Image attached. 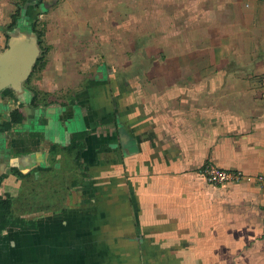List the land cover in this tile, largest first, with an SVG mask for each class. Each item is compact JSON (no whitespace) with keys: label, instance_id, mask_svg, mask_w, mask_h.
<instances>
[{"label":"crops","instance_id":"1","mask_svg":"<svg viewBox=\"0 0 264 264\" xmlns=\"http://www.w3.org/2000/svg\"><path fill=\"white\" fill-rule=\"evenodd\" d=\"M17 1L45 107L0 97V264H264V0Z\"/></svg>","mask_w":264,"mask_h":264},{"label":"water","instance_id":"2","mask_svg":"<svg viewBox=\"0 0 264 264\" xmlns=\"http://www.w3.org/2000/svg\"><path fill=\"white\" fill-rule=\"evenodd\" d=\"M38 50L33 35L13 34L7 49L0 54V91L5 88L20 90V81L31 71Z\"/></svg>","mask_w":264,"mask_h":264},{"label":"rangeland","instance_id":"3","mask_svg":"<svg viewBox=\"0 0 264 264\" xmlns=\"http://www.w3.org/2000/svg\"><path fill=\"white\" fill-rule=\"evenodd\" d=\"M11 1V0H10ZM17 1V0H16ZM38 1V0H37ZM48 1V0H47ZM71 1V0H70ZM86 2H88V0H85ZM93 1V0H92ZM22 4L20 1H17L16 2V4ZM37 10L39 11V8H37V2H36V5H35V7H34V11L35 12H37ZM51 14H52V12L50 13V14H48L47 15V17L50 19V20H54L53 18H51L50 16H51ZM53 15V14H52ZM65 17V16H64ZM28 21H33L32 20V18L30 19V20H28ZM27 21V22H28ZM20 22L22 23V25L24 26V24H23V20H20ZM81 25H83V24H81ZM37 27L39 26L38 24L36 25ZM69 26L70 25H68V27H66V28H64V32H65V30H66V32H67V30H69L70 28H69ZM93 31H95V27L96 26H89ZM57 29H59V26L57 25V28H55L54 27V31L52 32V33H57ZM85 42V41H84ZM84 42H79V48H81V46L82 45H84ZM35 43H36V45H37V48H38V50H35L34 51V53H36L37 51V55H36V59H35V62H34V64L31 66L32 68H31V71H30V73L29 74H27V76L24 78V79H22L21 81H20V89H26V90H28V91H30V93L31 94H33L34 93V98H32V100L33 101H31V103H30V105H31V107L32 108H40V107H45L43 104H40V103H38V99H39V95H41L42 94V91H38L36 88V85L35 84H37V82L39 81V78H40V72H38V70L39 69H36L35 67H38V62H39V60L40 59H42V57L40 56L41 54H43V50H44V48H43V42L42 41H40V40H38V39H36L35 40ZM89 42H87V44H88ZM127 43H130V42H127ZM104 45H102V44H98V45H96V47H103ZM128 47H129V44H128ZM1 49L2 48H0V52H1ZM3 51V50H2ZM98 57V56H97ZM44 63L45 62H43V64L41 65V67L44 65ZM31 86H34V88H33V91H32V89H30L31 88ZM3 91V90H2ZM2 91H0V97L1 98H8V97H10V95L11 94H8V93H2ZM9 91L12 93L13 91H15V89H13V88H11V87H9ZM14 93V92H13ZM16 93V92H15ZM39 93V94H38ZM9 95V96H8ZM13 96V95H12ZM43 97V96H42ZM46 97L48 98V96H47V94H46ZM49 99H54V98H48V100ZM12 110L13 109H10V114H11V112H12ZM17 110V109H16ZM18 111V110H17ZM19 112V111H18ZM16 118H17V116H16ZM9 121L10 122H14V121H12V117H11V115L9 116Z\"/></svg>","mask_w":264,"mask_h":264},{"label":"built area","instance_id":"4","mask_svg":"<svg viewBox=\"0 0 264 264\" xmlns=\"http://www.w3.org/2000/svg\"><path fill=\"white\" fill-rule=\"evenodd\" d=\"M264 79V75H263ZM203 176L206 181L215 186L233 184L240 182L244 177H246L242 172L238 170H228L216 166L213 163L206 164L202 170ZM255 183L256 187L264 190V175L260 174L257 176H247ZM264 219V211H263Z\"/></svg>","mask_w":264,"mask_h":264},{"label":"trees","instance_id":"5","mask_svg":"<svg viewBox=\"0 0 264 264\" xmlns=\"http://www.w3.org/2000/svg\"><path fill=\"white\" fill-rule=\"evenodd\" d=\"M43 64V59H40L39 60V62H38V67H35L36 69H39L40 67H41V65ZM2 93H10V91H9V88H5L3 91H2ZM11 117H12V121H14V122H16L17 121V119L18 118H16V116H18V111L15 109V110H13L12 112H11ZM9 125H8V123H4L2 126H1V128L2 127H8Z\"/></svg>","mask_w":264,"mask_h":264}]
</instances>
